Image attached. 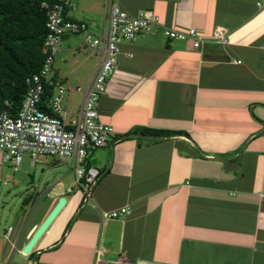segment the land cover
Instances as JSON below:
<instances>
[{"label": "crops", "instance_id": "0c3cea01", "mask_svg": "<svg viewBox=\"0 0 264 264\" xmlns=\"http://www.w3.org/2000/svg\"><path fill=\"white\" fill-rule=\"evenodd\" d=\"M72 1L66 18L85 22L96 37L116 5L204 36L222 26L228 43L193 48L157 26L120 45L97 105L114 135L88 150L86 166L98 177L82 206L81 189L66 196L75 177L69 165L62 171L60 160L41 157L37 172L13 170L0 154V182L19 171L25 184L15 222L5 228L0 211V264H264V0ZM86 33L64 34L54 60L66 120L76 114V88L87 85L101 57ZM128 134L143 136L122 138ZM50 172L59 175L49 179ZM61 196L65 208L23 253ZM121 207L128 213L107 216Z\"/></svg>", "mask_w": 264, "mask_h": 264}, {"label": "built area", "instance_id": "2783aa9c", "mask_svg": "<svg viewBox=\"0 0 264 264\" xmlns=\"http://www.w3.org/2000/svg\"><path fill=\"white\" fill-rule=\"evenodd\" d=\"M75 6L72 0L41 3L46 15L43 59L39 69L25 79L26 92L18 111L15 114L9 111L0 112V154L2 163L10 164L13 170H17L24 155L28 156L31 165L46 155L58 160L65 159L73 169L75 184L89 198L98 177V170L86 166L88 150L104 146L114 135L112 126L100 120L97 105L106 92L108 78L116 70L120 45L123 42H134L140 33L157 26H161L162 34L168 39L189 42L193 48L200 47L206 40L226 45L228 31L222 26H216L209 36H204L193 27L186 30L166 27L147 9H139L130 14L116 5H110L106 9L103 29L96 37L86 33L85 22L66 18V11L73 10ZM66 33H86L84 42L101 55L87 85L76 88L81 93V98L71 120H66L67 113L61 105L65 88L53 75L52 69L62 37ZM46 88H50L52 94L43 106ZM127 213V207H121L108 212L107 216L117 218ZM10 230L11 227H8V232ZM100 253L102 250L97 249L96 260Z\"/></svg>", "mask_w": 264, "mask_h": 264}, {"label": "trees", "instance_id": "16d2710c", "mask_svg": "<svg viewBox=\"0 0 264 264\" xmlns=\"http://www.w3.org/2000/svg\"><path fill=\"white\" fill-rule=\"evenodd\" d=\"M53 1L0 0V112L18 111L26 92L25 79L41 65L46 34V15L41 3ZM51 94V89L46 88L43 106ZM144 131L159 134L154 130Z\"/></svg>", "mask_w": 264, "mask_h": 264}, {"label": "rangeland", "instance_id": "374dc122", "mask_svg": "<svg viewBox=\"0 0 264 264\" xmlns=\"http://www.w3.org/2000/svg\"><path fill=\"white\" fill-rule=\"evenodd\" d=\"M73 36L75 38H77V39H81V36H78V35H73ZM61 45H62V43H61ZM55 58L56 59H54V60L57 61L58 54L56 55ZM55 66H56V64H55ZM53 68H54V62H53V65H52V69ZM65 99H66V97L63 94L62 99H61V105L62 106H63V104L65 102ZM76 99H77V96H76ZM111 138L112 137L109 138V141L111 140ZM43 157H45V158H47L49 160L53 158V157H51L49 155L48 156L46 155V156H43ZM59 160L60 161H59L58 164H56V166L60 167L62 169V171H66V170H68V171L70 170L71 171L72 170V169H68L69 162L67 160H65V159H59ZM29 162H28L27 155L23 156V161L19 165V168L20 169L27 168V169H31V170H34L35 172H37L39 164H37V163H35L33 165L30 164L31 167H34V168H31L29 166ZM85 162H86V160H85ZM6 167H9V164H6ZM8 170H10V169H8ZM18 172L19 171H14V173H12L11 177L6 176V178L8 180L6 181L5 184L3 183V179H2V182H0V194H1V197H0V211H1V213H3V217H4L3 218V225H4L5 228L9 224H13L15 222L16 216L20 214L21 203H19L18 196L20 195L21 191H20L19 186H22V185H25V184L23 182L19 181V180L18 181L16 180ZM13 175H15V178H13ZM48 175H49V179H51L52 176L54 178H56L57 175H59V173L50 172V174H48ZM17 182H18L19 185L18 184L15 185V183H17ZM70 187H71V193L66 192L67 198L70 197L76 190L80 189L75 184V177H74L73 183L70 184ZM24 191H25V189H24ZM36 212H37V210H34L32 212V214H34ZM77 212L74 214V216H72V218L70 220V223L74 220ZM66 228H67V226H66ZM64 230H65V228H64Z\"/></svg>", "mask_w": 264, "mask_h": 264}, {"label": "water", "instance_id": "95a60500", "mask_svg": "<svg viewBox=\"0 0 264 264\" xmlns=\"http://www.w3.org/2000/svg\"><path fill=\"white\" fill-rule=\"evenodd\" d=\"M128 135L129 136H143V135H138V134H128ZM124 137H126V136H122V138H124ZM87 199H88V197L84 196V201L81 204V206L87 201ZM65 205H66V197L65 196L59 197L56 204L53 206V208L50 210V212L47 214V216L44 218V220L40 223V225L33 232L32 236L30 237L28 242L23 246V248H22L23 253L28 254L30 252V250L33 247V245L35 244V242L50 228L52 222L55 220V218L58 216V214L63 210V208H65ZM79 208L77 210L78 212H79ZM78 212H77V214H78ZM75 218H76V216H75Z\"/></svg>", "mask_w": 264, "mask_h": 264}]
</instances>
